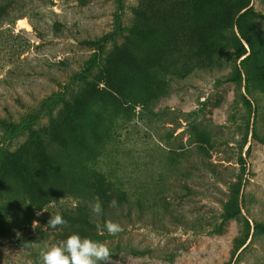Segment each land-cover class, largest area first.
Listing matches in <instances>:
<instances>
[{
	"label": "rangeland",
	"instance_id": "obj_1",
	"mask_svg": "<svg viewBox=\"0 0 264 264\" xmlns=\"http://www.w3.org/2000/svg\"><path fill=\"white\" fill-rule=\"evenodd\" d=\"M247 1L0 0V264H40L69 229L48 227L51 215L79 206L97 234L122 226L94 237L111 264H264L253 228L264 226V143L250 112L264 135L263 100L226 80L230 66L198 59V32ZM249 5L243 30L263 29L264 0ZM96 175L128 198L99 216Z\"/></svg>",
	"mask_w": 264,
	"mask_h": 264
},
{
	"label": "trees",
	"instance_id": "obj_2",
	"mask_svg": "<svg viewBox=\"0 0 264 264\" xmlns=\"http://www.w3.org/2000/svg\"><path fill=\"white\" fill-rule=\"evenodd\" d=\"M5 6L0 4V16L5 11ZM246 13L255 15L251 11V5L249 0L238 9L235 13L227 15L221 18L219 21L214 22L206 26L204 31L198 32V59L204 62V67L209 68H222L224 66H230L233 68V75L226 78L227 81H243V87L246 95H256V98L263 100L262 107V122L264 125V49L260 47L261 30L257 26L252 25V30L249 32L243 30L240 20L245 16ZM260 29V30H259ZM256 30V31H255ZM109 36V35H108ZM107 35L102 37V42L108 38ZM246 44L247 51L245 50L244 44ZM83 43L88 45H95L97 42L92 40H84ZM102 44V43H101ZM100 45V44H99ZM241 49L238 55L234 56V50ZM238 59V67L235 60ZM247 60L254 61V69L248 68V64L245 63ZM90 65H86V69ZM203 67V68H204ZM81 77V76H79ZM245 94L241 93L243 101L251 107V101L246 97ZM257 105L250 112L252 113V126L251 136L257 141L264 143V135L260 136L255 128V118L257 115ZM249 123L247 124L246 135L248 134ZM198 137L204 141L208 139L207 132L204 129L198 128ZM202 144V143H201ZM200 145V144H199ZM201 148V146H199ZM250 148V143L246 147V152ZM99 180L100 193L98 198L101 201L102 209L108 206L110 201H127L126 192L122 189H115L111 186V183L107 179H102L100 176H95L94 180ZM93 180V176L87 181L86 188L89 189V195L94 196L96 194L95 187L96 182ZM45 189V187H43ZM47 201H50L49 196L45 193ZM88 208L85 206H79L78 209L73 213H62V216L69 224V229L63 228L62 237L66 238L70 233L77 232L82 237L88 236L95 240L94 237H106L105 234H97L90 230L88 227L92 223L88 215ZM264 228L258 222L253 224L255 227ZM247 243L243 241L239 245V249L242 250ZM238 249V250H239ZM0 254H3V249L0 247Z\"/></svg>",
	"mask_w": 264,
	"mask_h": 264
},
{
	"label": "clouds",
	"instance_id": "obj_3",
	"mask_svg": "<svg viewBox=\"0 0 264 264\" xmlns=\"http://www.w3.org/2000/svg\"><path fill=\"white\" fill-rule=\"evenodd\" d=\"M111 203L112 206L116 205L115 200ZM102 210L101 201L97 197L91 205V212L99 216ZM47 211V208H41L40 211L36 212V215L39 216L42 212ZM47 224L48 227L55 229L58 226L66 225L67 221L57 212L55 215H51ZM37 227H39V222L33 220L32 228L36 229ZM96 228L101 234L106 231L110 236H116L123 231L120 223L111 219L106 220L103 225L97 223ZM39 256L40 264H111L112 253L106 243L88 236L82 237L79 233L72 232L62 240L45 244Z\"/></svg>",
	"mask_w": 264,
	"mask_h": 264
},
{
	"label": "bare ground",
	"instance_id": "obj_4",
	"mask_svg": "<svg viewBox=\"0 0 264 264\" xmlns=\"http://www.w3.org/2000/svg\"><path fill=\"white\" fill-rule=\"evenodd\" d=\"M17 24L20 25V27H28V24L26 23L24 18H18Z\"/></svg>",
	"mask_w": 264,
	"mask_h": 264
}]
</instances>
